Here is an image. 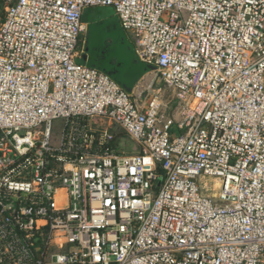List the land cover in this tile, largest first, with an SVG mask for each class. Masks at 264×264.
Instances as JSON below:
<instances>
[{
    "label": "built area",
    "instance_id": "1",
    "mask_svg": "<svg viewBox=\"0 0 264 264\" xmlns=\"http://www.w3.org/2000/svg\"><path fill=\"white\" fill-rule=\"evenodd\" d=\"M96 7L179 119L78 62ZM0 264H264V0H0Z\"/></svg>",
    "mask_w": 264,
    "mask_h": 264
},
{
    "label": "rangeland",
    "instance_id": "2",
    "mask_svg": "<svg viewBox=\"0 0 264 264\" xmlns=\"http://www.w3.org/2000/svg\"><path fill=\"white\" fill-rule=\"evenodd\" d=\"M96 14V19H94L92 15L88 16L90 20V23H88V28L90 25H92L90 46L93 58L95 61L99 62L98 65L104 64L107 67H117L119 70L117 75L119 80L131 82L136 73L144 68V65L136 60L135 54L133 52V34L123 29L118 16L114 15L112 7H105L100 11H97ZM77 52L79 53L80 57L84 51L81 52L77 50ZM78 62L80 63V60H78ZM158 91L159 94L157 95ZM134 93L135 94L133 96L137 100L140 99L141 96L144 97L142 99H145L157 95L163 104L160 112V118L162 121L167 119L169 116H173L176 120L180 118L179 112L181 110V105L179 104L176 94L172 90L168 89L163 83H161L157 72L153 67L150 72L147 73L145 78L138 86L137 91ZM178 109L179 112L177 111ZM61 125L62 122L60 121L54 122V134H59V130L62 128ZM175 128L177 129L178 125H176ZM124 143L127 145V147H129L128 153L130 154L137 146L133 139L129 138L128 136L124 138ZM216 180L217 179L209 177L202 178L201 185L204 187L210 186L211 188V192L209 193L210 197L219 194V185L217 184ZM214 187L216 188L214 189ZM216 201L217 200H215V202Z\"/></svg>",
    "mask_w": 264,
    "mask_h": 264
},
{
    "label": "trees",
    "instance_id": "3",
    "mask_svg": "<svg viewBox=\"0 0 264 264\" xmlns=\"http://www.w3.org/2000/svg\"><path fill=\"white\" fill-rule=\"evenodd\" d=\"M89 15H83L82 17V20L84 23H90V20L88 18ZM97 16V14H96ZM94 17V19H96L97 17ZM91 28H92V25L89 26V30H87L86 34H82L80 36V39H79V42H78V47H77V50L78 51H82L83 48H85L87 45L90 46V35H91ZM80 63L82 64H86L82 59L80 60ZM92 68H96V69H99L107 74H109L110 71H115V72H118V68L117 67H107V66H100V65H97V66H93L91 64H86ZM152 68L148 65H144V68L141 69L140 71H138L135 75V77L133 78V80L131 82H125L123 80H118L116 77H113L112 78L114 80H116L119 84H122V83H126L130 88H134L136 86V84L138 83V81L145 75L147 74L148 72H150Z\"/></svg>",
    "mask_w": 264,
    "mask_h": 264
},
{
    "label": "crops",
    "instance_id": "4",
    "mask_svg": "<svg viewBox=\"0 0 264 264\" xmlns=\"http://www.w3.org/2000/svg\"><path fill=\"white\" fill-rule=\"evenodd\" d=\"M103 8H105V7H96V8H89V9H86L85 11H84V14L83 15H92L93 17H95L96 16V13H97V11H100L101 9H103ZM113 12H114V15H116V13H115V10L113 9ZM117 16V15H116ZM85 24V26H86V30H85V32L83 33V34H85L86 32H87V29H88V24L87 23H84ZM134 42V41H133ZM84 49L85 48H83L82 49V51H84ZM81 51V52H82ZM133 52H134V54H135V44H134V48H133ZM135 58H136V60L138 61V62H140L141 64H143V65H147V64H145L144 62H142L141 60H139L138 59V57L136 56V54H135ZM83 60V57H82V55H80V57L78 58V60ZM86 64H90L89 62H85ZM100 66H105L104 64H101ZM115 73V76H113L112 75V73ZM109 74H110V76H111V78H112V76L113 77H116L118 80H119V78L117 77V75H118V72H115V71H110L109 72ZM147 74H145L139 81H138V83L136 84V86L134 87V88H130L126 83H122V84H120L123 88H124V86H126L127 88H129V89H131V92H129V93H131L132 95H134L135 93V91H137V89H138V86L140 85V83L142 82V80L145 78V76H146ZM113 79V78H112ZM116 81V80H115ZM124 81V80H123ZM117 82V81H116ZM127 91V90H126ZM142 98V96L140 97V99ZM178 112H179V109L177 110ZM179 131H177V133H178ZM123 145L125 146V147H127V145H125V143L123 142ZM129 147H127V149H128Z\"/></svg>",
    "mask_w": 264,
    "mask_h": 264
},
{
    "label": "flooded vegetation",
    "instance_id": "5",
    "mask_svg": "<svg viewBox=\"0 0 264 264\" xmlns=\"http://www.w3.org/2000/svg\"><path fill=\"white\" fill-rule=\"evenodd\" d=\"M83 56L87 57V62H89L93 66H96V65L99 64V62L95 61V59L93 58V55H92V52H91V46L87 45L85 47L84 52L82 53V57ZM112 75L115 76V73H112Z\"/></svg>",
    "mask_w": 264,
    "mask_h": 264
},
{
    "label": "water",
    "instance_id": "6",
    "mask_svg": "<svg viewBox=\"0 0 264 264\" xmlns=\"http://www.w3.org/2000/svg\"><path fill=\"white\" fill-rule=\"evenodd\" d=\"M88 50V49H87ZM83 61L86 62L87 61V57L83 56ZM110 75V74H109ZM124 88L128 91L131 92V89L127 88L126 86H124Z\"/></svg>",
    "mask_w": 264,
    "mask_h": 264
},
{
    "label": "bare ground",
    "instance_id": "7",
    "mask_svg": "<svg viewBox=\"0 0 264 264\" xmlns=\"http://www.w3.org/2000/svg\"><path fill=\"white\" fill-rule=\"evenodd\" d=\"M80 39V38H79ZM82 64V63H81ZM83 65H86V64H83ZM88 66V65H87ZM149 66V65H148ZM90 67V66H89ZM151 67V66H150ZM152 68V67H151ZM154 68V67H153ZM154 70H155V68H154ZM156 71V70H155ZM114 80V79H113ZM119 84V83H118ZM120 85V84H119ZM121 86V85H120ZM125 89V88H124ZM126 90V89H125ZM217 181V184L220 186V183H219V181L218 180H216Z\"/></svg>",
    "mask_w": 264,
    "mask_h": 264
}]
</instances>
